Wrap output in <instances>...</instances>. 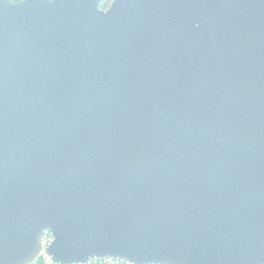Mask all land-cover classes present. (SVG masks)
Returning a JSON list of instances; mask_svg holds the SVG:
<instances>
[{
	"label": "water",
	"instance_id": "95a60500",
	"mask_svg": "<svg viewBox=\"0 0 264 264\" xmlns=\"http://www.w3.org/2000/svg\"><path fill=\"white\" fill-rule=\"evenodd\" d=\"M0 0V264H264V0Z\"/></svg>",
	"mask_w": 264,
	"mask_h": 264
},
{
	"label": "built area",
	"instance_id": "2783aa9c",
	"mask_svg": "<svg viewBox=\"0 0 264 264\" xmlns=\"http://www.w3.org/2000/svg\"><path fill=\"white\" fill-rule=\"evenodd\" d=\"M52 241H53V237L49 230H45L39 238V245L41 248L39 258L42 260L43 264H53L45 253L46 249L49 247ZM85 264H130V263L111 259V258H102V259L94 258L88 260Z\"/></svg>",
	"mask_w": 264,
	"mask_h": 264
},
{
	"label": "trees",
	"instance_id": "16d2710c",
	"mask_svg": "<svg viewBox=\"0 0 264 264\" xmlns=\"http://www.w3.org/2000/svg\"><path fill=\"white\" fill-rule=\"evenodd\" d=\"M22 0H19V2ZM112 0H103L100 4L101 10H106L110 6ZM33 264H43L42 260L39 258Z\"/></svg>",
	"mask_w": 264,
	"mask_h": 264
},
{
	"label": "clouds",
	"instance_id": "9594fccd",
	"mask_svg": "<svg viewBox=\"0 0 264 264\" xmlns=\"http://www.w3.org/2000/svg\"><path fill=\"white\" fill-rule=\"evenodd\" d=\"M10 2L15 4V3H18L19 0H10Z\"/></svg>",
	"mask_w": 264,
	"mask_h": 264
}]
</instances>
